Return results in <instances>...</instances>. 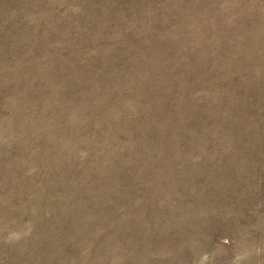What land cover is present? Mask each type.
<instances>
[{"label": "rangeland", "instance_id": "374dc122", "mask_svg": "<svg viewBox=\"0 0 264 264\" xmlns=\"http://www.w3.org/2000/svg\"><path fill=\"white\" fill-rule=\"evenodd\" d=\"M0 264H264V0H0Z\"/></svg>", "mask_w": 264, "mask_h": 264}]
</instances>
